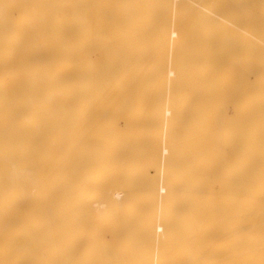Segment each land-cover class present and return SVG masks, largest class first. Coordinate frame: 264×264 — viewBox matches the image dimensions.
I'll list each match as a JSON object with an SVG mask.
<instances>
[{
	"label": "bare ground",
	"instance_id": "1",
	"mask_svg": "<svg viewBox=\"0 0 264 264\" xmlns=\"http://www.w3.org/2000/svg\"><path fill=\"white\" fill-rule=\"evenodd\" d=\"M0 264H264V0H0Z\"/></svg>",
	"mask_w": 264,
	"mask_h": 264
},
{
	"label": "rangeland",
	"instance_id": "2",
	"mask_svg": "<svg viewBox=\"0 0 264 264\" xmlns=\"http://www.w3.org/2000/svg\"><path fill=\"white\" fill-rule=\"evenodd\" d=\"M25 1H26V0H25ZM39 3H40V1H38V6L40 7V9H42V10H43V9H44V7H45V4H44V2H43V3L41 2L40 4H39Z\"/></svg>",
	"mask_w": 264,
	"mask_h": 264
}]
</instances>
